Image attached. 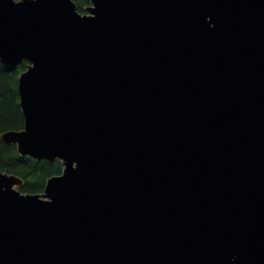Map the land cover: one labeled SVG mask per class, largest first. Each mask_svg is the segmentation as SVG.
I'll list each match as a JSON object with an SVG mask.
<instances>
[{
    "label": "water",
    "instance_id": "1",
    "mask_svg": "<svg viewBox=\"0 0 264 264\" xmlns=\"http://www.w3.org/2000/svg\"><path fill=\"white\" fill-rule=\"evenodd\" d=\"M21 155L0 264H264V0H0Z\"/></svg>",
    "mask_w": 264,
    "mask_h": 264
},
{
    "label": "trees",
    "instance_id": "2",
    "mask_svg": "<svg viewBox=\"0 0 264 264\" xmlns=\"http://www.w3.org/2000/svg\"><path fill=\"white\" fill-rule=\"evenodd\" d=\"M81 12H87L90 0H74ZM28 67L24 60L17 66H5L0 61V172L20 176L23 193L44 192L47 181L61 174L64 164L60 159L38 160L29 155H21L16 144L2 140V133L24 127V115L20 106L19 77Z\"/></svg>",
    "mask_w": 264,
    "mask_h": 264
}]
</instances>
